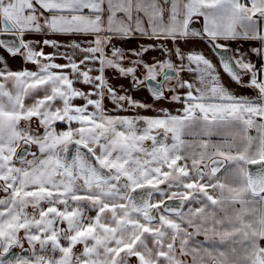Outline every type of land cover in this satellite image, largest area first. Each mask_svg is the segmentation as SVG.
I'll use <instances>...</instances> for the list:
<instances>
[{
	"label": "snow or ice",
	"instance_id": "snow-or-ice-1",
	"mask_svg": "<svg viewBox=\"0 0 264 264\" xmlns=\"http://www.w3.org/2000/svg\"><path fill=\"white\" fill-rule=\"evenodd\" d=\"M0 264H264V0H0Z\"/></svg>",
	"mask_w": 264,
	"mask_h": 264
},
{
	"label": "crops",
	"instance_id": "crops-1",
	"mask_svg": "<svg viewBox=\"0 0 264 264\" xmlns=\"http://www.w3.org/2000/svg\"><path fill=\"white\" fill-rule=\"evenodd\" d=\"M58 39H61L59 37H57ZM135 45V42H133V45L131 46H134ZM252 46H255L254 44H243V45H238V44H235L233 43L232 44V47L233 48H236V47H243L245 49L249 48V47H252ZM197 47L203 49L206 53H207V48L204 46V45H198ZM46 51H52V49L48 48L46 49ZM6 55V54H4ZM159 55V53L153 51L149 54V56L146 57V59H151V58H154V57H157ZM256 58L253 57V60H255ZM57 62H60V63H63L64 61L63 60H58ZM9 63V66L13 69V70H19L21 69L22 67H28V68H33V65L29 64V65H24L21 61V59L19 57L15 58V59H9L8 61ZM225 79H227V77H225ZM113 83L114 84H117V86H119V84L117 83V81L113 80ZM119 83H124L123 81H120ZM127 85L125 84V87ZM232 88L234 91H236L238 94H243V95H252V91L251 90H248V89H243V88H238L235 84L232 85ZM138 99L140 98H147V93H140L138 96H137ZM79 102V101H78ZM148 102H151L150 99L148 100ZM106 104L107 106L109 107V109L112 107L111 103L106 101ZM165 107H168L170 110L172 111H175V109L177 107H179V105H176V104H171V103H166L164 105ZM143 114H146V115H153L154 112H144Z\"/></svg>",
	"mask_w": 264,
	"mask_h": 264
}]
</instances>
